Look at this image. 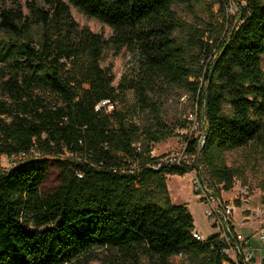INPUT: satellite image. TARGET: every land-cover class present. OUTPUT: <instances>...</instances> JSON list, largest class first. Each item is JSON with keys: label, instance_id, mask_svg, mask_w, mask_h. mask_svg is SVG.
<instances>
[{"label": "trees", "instance_id": "1", "mask_svg": "<svg viewBox=\"0 0 264 264\" xmlns=\"http://www.w3.org/2000/svg\"><path fill=\"white\" fill-rule=\"evenodd\" d=\"M68 1L32 6L33 20L0 12L9 37L0 40V161L11 162L0 165V264H173L180 254L188 264H221L219 240L197 239L187 204L168 189L170 174L190 168L154 167V143L173 133L157 94L166 85L191 93L206 129L201 162L230 188L238 173L226 152L264 146V0H237L238 23L207 41L205 31L184 40L174 9L204 0ZM216 1L225 12L229 1ZM70 4L113 34L81 25ZM124 48L137 67L116 86L102 61ZM128 90L134 111L152 112L155 125L142 130L125 109H96ZM199 140L187 136L188 151ZM50 156L63 176L44 193Z\"/></svg>", "mask_w": 264, "mask_h": 264}, {"label": "rangeland", "instance_id": "2", "mask_svg": "<svg viewBox=\"0 0 264 264\" xmlns=\"http://www.w3.org/2000/svg\"><path fill=\"white\" fill-rule=\"evenodd\" d=\"M69 4L68 0H63ZM229 3L225 12L220 11V6L216 0H204L201 3L194 4H174V9L187 24L186 30L182 33L184 40L190 36L197 35L201 31H205V36L202 38L205 41L207 37L216 39L222 36L226 31L228 34L232 27L238 23L239 6L237 0H228ZM50 0H0V12L4 9L21 10L29 20H33L32 6H38L45 9L50 8ZM73 17L81 25H87L93 31L104 34L109 37L113 34V29L102 23L100 20L89 17L81 12L77 7L70 4ZM8 39V34L0 29V40ZM212 42V40L210 41ZM199 53L198 49L194 50ZM201 54V53H200ZM214 53L207 57H202L203 62H210L214 57ZM102 64L104 67H111L116 79L114 84L119 85L123 75L129 73L137 67L135 58L129 50L124 48L119 54H114L112 50L107 49L104 52ZM262 65L264 68V55L262 57ZM157 98L161 101V115L160 118L169 127L173 129V133L166 139L155 142L157 154H165L171 150H176L184 147L185 138L190 135L193 130L191 126V118L196 115L197 104L194 97L183 88L166 85L159 90ZM135 96L131 90H128L125 95H122L119 100L115 102V109H125L129 112V117L133 119L142 130L149 126L155 125L157 118L152 112H135ZM201 127L193 130L196 135L201 134L204 129V118L202 112L198 115ZM10 161L2 159L0 165L2 167H9ZM225 162L228 166L237 170V175L234 177L232 186L240 184H248L253 190L264 191V146L257 142L250 145L237 148L226 152ZM204 165V164H202ZM206 171L208 169L204 167ZM62 171L58 167L55 158L49 157V169L47 177L42 185L44 193L49 192L59 185L62 180ZM169 183L167 179L168 189L174 203H185L190 206L191 212L194 215L195 229L200 230L203 236L209 237L215 233L211 225V221L204 214L205 205L200 197L196 194L192 183V176L189 172L174 173L169 176ZM101 253V252H98ZM103 255V254H102ZM173 264H188L181 258L174 256L172 258ZM99 264V261H95Z\"/></svg>", "mask_w": 264, "mask_h": 264}, {"label": "built area", "instance_id": "3", "mask_svg": "<svg viewBox=\"0 0 264 264\" xmlns=\"http://www.w3.org/2000/svg\"><path fill=\"white\" fill-rule=\"evenodd\" d=\"M114 108L115 102L111 98L103 99L96 105L97 110L106 112H112ZM190 121L193 130L201 127L197 111ZM205 130L204 126L203 132L199 134L196 152L188 151L186 138L184 147L165 154H157L154 147L151 154L161 156L154 167L177 165L190 168L194 190L205 205L204 214L215 230L213 235L222 245L221 264H264V191L253 190L248 184L226 188L224 181L216 182L212 179L201 162ZM26 156L21 153L17 158L23 159ZM194 236L199 240L207 238L196 229ZM177 257L184 260L182 254Z\"/></svg>", "mask_w": 264, "mask_h": 264}, {"label": "crops", "instance_id": "4", "mask_svg": "<svg viewBox=\"0 0 264 264\" xmlns=\"http://www.w3.org/2000/svg\"><path fill=\"white\" fill-rule=\"evenodd\" d=\"M168 183H169V177H168ZM172 196V195H171ZM189 208V210H190V212H191V209H190V206L188 207ZM192 213V212H191ZM192 215H193V213H192ZM193 218H194V215H193ZM197 231H199L200 232V230H198L197 229ZM201 233V232H200ZM206 237V236H205Z\"/></svg>", "mask_w": 264, "mask_h": 264}]
</instances>
